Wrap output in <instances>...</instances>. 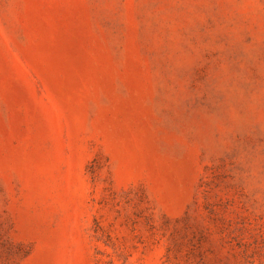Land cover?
Listing matches in <instances>:
<instances>
[{
	"label": "rangeland",
	"instance_id": "1",
	"mask_svg": "<svg viewBox=\"0 0 264 264\" xmlns=\"http://www.w3.org/2000/svg\"><path fill=\"white\" fill-rule=\"evenodd\" d=\"M0 264H264V0H0Z\"/></svg>",
	"mask_w": 264,
	"mask_h": 264
}]
</instances>
